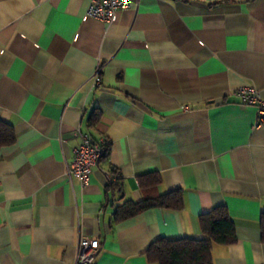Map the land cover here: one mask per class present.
<instances>
[{
  "label": "crops",
  "instance_id": "1",
  "mask_svg": "<svg viewBox=\"0 0 264 264\" xmlns=\"http://www.w3.org/2000/svg\"><path fill=\"white\" fill-rule=\"evenodd\" d=\"M129 2L104 21L89 0H0V264H73L82 235L94 264H156L154 240L202 237L220 205L236 240L213 264H264V122L235 93L264 98V0ZM83 133L108 149L81 183L66 166ZM147 172L182 207L116 219Z\"/></svg>",
  "mask_w": 264,
  "mask_h": 264
},
{
  "label": "trees",
  "instance_id": "2",
  "mask_svg": "<svg viewBox=\"0 0 264 264\" xmlns=\"http://www.w3.org/2000/svg\"><path fill=\"white\" fill-rule=\"evenodd\" d=\"M14 141V131L10 124L0 120V147ZM108 149V144H107ZM143 195L138 200L127 199L117 205L114 215L122 219L151 206L177 209L182 207L183 198L179 188L157 192L160 176L147 172L138 178ZM112 184V180L110 181ZM203 236L157 238L146 249L147 260L156 264H213L214 244H230L236 240L234 223L225 206H214L199 215ZM259 227L264 241V208L260 212Z\"/></svg>",
  "mask_w": 264,
  "mask_h": 264
},
{
  "label": "built area",
  "instance_id": "3",
  "mask_svg": "<svg viewBox=\"0 0 264 264\" xmlns=\"http://www.w3.org/2000/svg\"><path fill=\"white\" fill-rule=\"evenodd\" d=\"M130 5L129 0H89L86 13L101 20H110L113 12L118 8ZM94 81L99 84V75L95 74ZM235 93L241 102L253 104L257 107L258 118L256 124L264 122V98L259 95L252 86H240ZM107 139L104 136L92 140L87 133L82 134L81 141L74 148V156L67 163L66 173L69 177L78 179L84 183L94 165H97L107 151ZM112 176H108L111 180ZM98 248L96 238L82 235L78 239L77 253L73 264H94L95 254Z\"/></svg>",
  "mask_w": 264,
  "mask_h": 264
}]
</instances>
